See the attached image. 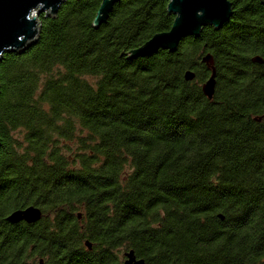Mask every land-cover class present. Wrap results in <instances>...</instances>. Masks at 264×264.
Listing matches in <instances>:
<instances>
[{"label": "trees", "instance_id": "16d2710c", "mask_svg": "<svg viewBox=\"0 0 264 264\" xmlns=\"http://www.w3.org/2000/svg\"><path fill=\"white\" fill-rule=\"evenodd\" d=\"M101 1L64 0L0 58V264H264V3L132 59L169 0H120L94 27ZM29 205L39 221H6Z\"/></svg>", "mask_w": 264, "mask_h": 264}, {"label": "water", "instance_id": "95a60500", "mask_svg": "<svg viewBox=\"0 0 264 264\" xmlns=\"http://www.w3.org/2000/svg\"><path fill=\"white\" fill-rule=\"evenodd\" d=\"M64 0H0V58L7 51L21 52L35 43L39 35V16L41 14L54 16ZM120 0H102L92 21L94 27L105 23L114 5ZM264 3V0H261ZM167 12L174 16L171 27L163 32L152 35L147 41L137 48L129 51V58L135 59L155 54L158 50L175 52L180 41L188 36L198 37L202 28L210 25L219 29L229 21L233 14L229 0H169ZM261 62L259 57L252 59ZM201 62L206 65L210 74L201 84V91L211 99L215 88V68L210 54L202 57ZM194 72L187 69L183 78L186 81L194 79ZM42 212L39 207L29 205L11 211L6 216V221L11 224L25 222L33 224L39 221ZM78 217L80 215L78 214ZM218 217L222 219L219 214ZM87 249L91 243L85 241ZM121 264H145L138 258L132 249L122 253ZM42 264V261H39Z\"/></svg>", "mask_w": 264, "mask_h": 264}, {"label": "rangeland", "instance_id": "374dc122", "mask_svg": "<svg viewBox=\"0 0 264 264\" xmlns=\"http://www.w3.org/2000/svg\"><path fill=\"white\" fill-rule=\"evenodd\" d=\"M73 149H75V147L73 146Z\"/></svg>", "mask_w": 264, "mask_h": 264}]
</instances>
